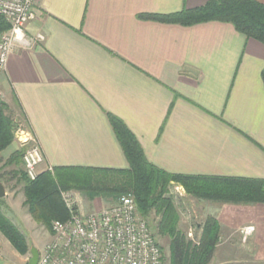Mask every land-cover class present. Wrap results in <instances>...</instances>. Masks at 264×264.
<instances>
[{
  "label": "crops",
  "instance_id": "crops-1",
  "mask_svg": "<svg viewBox=\"0 0 264 264\" xmlns=\"http://www.w3.org/2000/svg\"><path fill=\"white\" fill-rule=\"evenodd\" d=\"M208 1H38L25 32L44 39L10 53L0 102L36 138L40 170L128 168L113 117L164 171L264 181V45L227 22L157 17ZM17 149L0 153V209L15 218L26 209L22 159L6 162ZM247 208L250 219L233 225L256 231L264 203Z\"/></svg>",
  "mask_w": 264,
  "mask_h": 264
},
{
  "label": "trees",
  "instance_id": "trees-1",
  "mask_svg": "<svg viewBox=\"0 0 264 264\" xmlns=\"http://www.w3.org/2000/svg\"><path fill=\"white\" fill-rule=\"evenodd\" d=\"M157 17L184 25L227 22L237 32L264 45V4L255 0H210L194 9ZM9 27V23L0 17V32ZM261 77L264 84V69ZM110 120L128 161V168L53 167L51 171H40L34 180H30L24 170L19 171L23 206L34 221L48 229L54 220L64 221L69 217L61 190H77L87 199L100 197L109 200V203H115L121 195L129 193L152 231L161 250L163 264H208L219 239L220 224L215 217H207L198 228V240L194 242L188 238L179 229V213L169 195L170 186L179 185L186 194L196 199L232 204L264 203V181L177 174L154 166L145 158L137 140L122 122L113 117ZM15 127L16 122L5 113V104L0 102V153L14 142ZM22 152L18 148L6 162L18 164ZM152 215L158 218L157 221L151 220ZM0 232L17 253L29 252L25 234L1 209ZM162 238L167 239L165 248L158 242Z\"/></svg>",
  "mask_w": 264,
  "mask_h": 264
},
{
  "label": "built area",
  "instance_id": "built-area-1",
  "mask_svg": "<svg viewBox=\"0 0 264 264\" xmlns=\"http://www.w3.org/2000/svg\"><path fill=\"white\" fill-rule=\"evenodd\" d=\"M38 1L0 0V17L10 25L0 32V72L5 70L16 46L30 48L44 39L42 34L32 37L25 32V24L34 18ZM14 136L23 147V170L34 180L42 171L43 162L36 138L20 123H16ZM62 197L69 217L52 222V238L38 251L36 264H163L161 250L132 194H123L115 203L91 213H82L71 195L63 193ZM253 232L252 225L240 229L244 241Z\"/></svg>",
  "mask_w": 264,
  "mask_h": 264
},
{
  "label": "rangeland",
  "instance_id": "rangeland-1",
  "mask_svg": "<svg viewBox=\"0 0 264 264\" xmlns=\"http://www.w3.org/2000/svg\"><path fill=\"white\" fill-rule=\"evenodd\" d=\"M20 124L28 129L22 123ZM14 142L17 144V148L23 151V147L15 140V136ZM63 193L75 198L76 207L82 213H91L114 203H109V200L100 197L90 200L79 191L72 189L61 190V197ZM169 195L172 197L179 213V229L185 232L187 237L194 242L199 237L198 228L207 217H215L218 220L220 224L219 239L208 264H264V224L258 222V229L255 231L254 228L252 235L245 241L240 234V229L246 225L240 226L241 228L233 225L234 222L238 223L236 222L237 220L245 221L250 219L251 216L247 214L249 212L247 207H252L254 204H232L196 199L186 194L184 189L176 184L170 186ZM16 198L23 199V195L19 193ZM233 208L234 212H236L234 215L237 218H234L231 222V219L235 217L232 214ZM19 210L20 215H17L16 218L8 213L6 215L23 231L29 248L34 245L39 251L51 240V228L47 229L34 221L26 209L19 208ZM157 219L156 216L152 215V221H157ZM158 242L163 248L167 245L166 238L159 239ZM0 254V264H28L30 257L29 252L26 254L17 253L11 245L8 248L0 246Z\"/></svg>",
  "mask_w": 264,
  "mask_h": 264
},
{
  "label": "water",
  "instance_id": "water-1",
  "mask_svg": "<svg viewBox=\"0 0 264 264\" xmlns=\"http://www.w3.org/2000/svg\"><path fill=\"white\" fill-rule=\"evenodd\" d=\"M5 195V190L3 185L0 182V198H2ZM30 257L28 259V264H36L38 259V249L32 245L29 250Z\"/></svg>",
  "mask_w": 264,
  "mask_h": 264
}]
</instances>
